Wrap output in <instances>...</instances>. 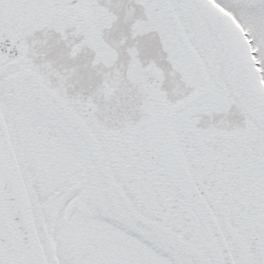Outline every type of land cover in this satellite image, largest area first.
<instances>
[{"label": "snow or ice", "instance_id": "snow-or-ice-1", "mask_svg": "<svg viewBox=\"0 0 264 264\" xmlns=\"http://www.w3.org/2000/svg\"><path fill=\"white\" fill-rule=\"evenodd\" d=\"M0 264H264V0H0Z\"/></svg>", "mask_w": 264, "mask_h": 264}]
</instances>
